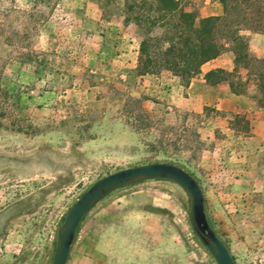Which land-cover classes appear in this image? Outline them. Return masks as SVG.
I'll return each mask as SVG.
<instances>
[{"label":"rangeland","instance_id":"rangeland-1","mask_svg":"<svg viewBox=\"0 0 264 264\" xmlns=\"http://www.w3.org/2000/svg\"><path fill=\"white\" fill-rule=\"evenodd\" d=\"M139 5L0 0V264H49L57 225L93 180L165 160L198 182L234 263L264 264V188L228 195L223 171L238 138L218 126L206 136L205 120L217 112L185 109L187 83L166 67L152 63L140 73L148 24ZM165 30L155 25L149 35ZM253 160L263 165L264 154ZM142 184L159 189L160 232L142 229L131 264H215L190 226L184 191L171 181Z\"/></svg>","mask_w":264,"mask_h":264},{"label":"crops","instance_id":"crops-1","mask_svg":"<svg viewBox=\"0 0 264 264\" xmlns=\"http://www.w3.org/2000/svg\"><path fill=\"white\" fill-rule=\"evenodd\" d=\"M180 5L197 18L223 14L219 0H180ZM239 33L246 41V61L237 62L232 44L226 43L223 51L200 65L181 97L188 111L202 113L205 107H211L217 112L205 120L206 136L211 137L218 126L226 137L238 138L236 158L223 171L231 197L264 188V164L251 161L264 154V97L259 87L264 84V67L257 63L264 60V30L241 29ZM214 69H222L225 74L208 81L205 73ZM144 181L168 180L135 182L125 192L97 202L76 229L64 264H131L135 260V251L143 248L136 238L142 229L150 227V232H160V202L155 192L159 189L142 184Z\"/></svg>","mask_w":264,"mask_h":264},{"label":"trees","instance_id":"trees-1","mask_svg":"<svg viewBox=\"0 0 264 264\" xmlns=\"http://www.w3.org/2000/svg\"><path fill=\"white\" fill-rule=\"evenodd\" d=\"M219 1L223 5L222 15L197 18L194 12L183 9L180 0H141L137 8L145 12L148 27L138 46L139 64L143 67L140 73L153 63L157 67H166L187 83L190 77L199 72L203 62L225 49L226 43L232 44L237 62L246 61V41L239 31L264 30V0ZM132 7L135 6H129ZM140 20L139 15L134 17L136 24H140ZM155 25L166 28L161 36L149 35L150 27ZM257 63L264 67V60ZM224 74L222 69H214L206 72L205 77L208 81H214ZM259 87L264 97V84ZM165 161L179 165L175 161Z\"/></svg>","mask_w":264,"mask_h":264},{"label":"water","instance_id":"water-1","mask_svg":"<svg viewBox=\"0 0 264 264\" xmlns=\"http://www.w3.org/2000/svg\"><path fill=\"white\" fill-rule=\"evenodd\" d=\"M165 179L177 184L188 201L190 226L215 264H235L224 241L209 224L201 188L183 167L168 161H152L116 169L93 180L67 207L57 225L49 264H64L80 219L108 192L147 179Z\"/></svg>","mask_w":264,"mask_h":264}]
</instances>
